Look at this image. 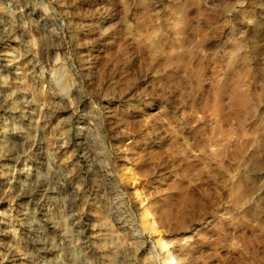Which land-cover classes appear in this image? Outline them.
<instances>
[{"label":"rangeland","instance_id":"obj_1","mask_svg":"<svg viewBox=\"0 0 264 264\" xmlns=\"http://www.w3.org/2000/svg\"><path fill=\"white\" fill-rule=\"evenodd\" d=\"M0 264H264V0H0Z\"/></svg>","mask_w":264,"mask_h":264},{"label":"bare ground","instance_id":"obj_2","mask_svg":"<svg viewBox=\"0 0 264 264\" xmlns=\"http://www.w3.org/2000/svg\"><path fill=\"white\" fill-rule=\"evenodd\" d=\"M78 133H80V132H78Z\"/></svg>","mask_w":264,"mask_h":264}]
</instances>
